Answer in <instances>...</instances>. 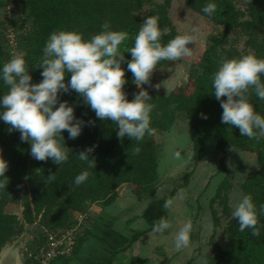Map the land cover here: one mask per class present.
Wrapping results in <instances>:
<instances>
[{
  "label": "trees",
  "instance_id": "trees-1",
  "mask_svg": "<svg viewBox=\"0 0 264 264\" xmlns=\"http://www.w3.org/2000/svg\"><path fill=\"white\" fill-rule=\"evenodd\" d=\"M16 1V0H14ZM23 2L28 16L32 20V28L24 36V53L26 68L32 76L31 83H38L42 79V69L38 65L42 59V49L50 33L66 30L77 31L84 39L100 32L101 24L110 22L112 30L125 31L128 38L120 46L125 61L121 67L125 69L126 83L123 90L127 99L131 100L130 90L133 75L127 70V60L131 53L130 48L135 36L146 16L158 18L161 29H167L162 36V43L176 35H184L176 30L172 24L168 9L172 0L152 2L151 0H20ZM8 0H0V5L7 4ZM184 5L199 15L207 18L215 25L222 26V31L211 35L204 47L197 63L198 70L191 68L188 73L191 89L184 88L171 91L167 94L152 92L149 103L154 105L150 113V126L154 130L166 131L174 124L177 113L184 112L189 128L192 131L191 159L196 162L203 150L207 138H213L215 148L223 151L226 146L253 152L256 156L257 170L247 175L240 189L243 194L250 195L257 208L264 204V137L249 139L241 136L239 129L221 122L223 109L215 98L211 83L213 73L225 59H234L244 56L233 43L229 42L230 33L244 36L245 44L252 54L264 58V0H247L245 8H240L233 0H183ZM208 2H214L216 10L209 16L201 11ZM146 4H150L144 9ZM23 37V35H22ZM20 37V39L22 38ZM23 40V38H22ZM20 45V40H19ZM18 53V54H19ZM10 59L5 49L4 36L0 38V67ZM168 60H161L157 68L164 66ZM71 73L65 76V81ZM264 81V75L261 76ZM8 91V86L0 80V94ZM61 101H67L74 106L77 118L85 122L81 134L75 138L68 137L67 130H63L64 139L58 137L62 147H67L69 160L57 165L51 159H29V142L21 141L20 132L9 131V125L0 121V158L7 161L8 167L4 177H0V252L20 232L25 224L36 223L41 228L38 240L32 241L29 249L39 244L45 233L64 229L75 222V213L84 214L93 202L109 204L117 197V188L128 183L138 199L150 194L157 184V145L152 135H145L142 141H132L128 137L118 138L117 125L111 120H102L95 116V112L87 106L75 91L61 93ZM226 99V97H222ZM249 102L255 111L264 115V100H260L251 92L248 93ZM58 106V105H57ZM206 114L207 119L202 118ZM95 145L90 158H95L96 167L88 168L87 162L78 158V153L86 147ZM140 148L136 154L134 149ZM224 152L220 157L221 168L225 175L218 182L211 204L216 198L222 205L221 215L211 208V233L209 244L211 255L204 264H264V229L259 237H254L249 230L239 231V225L232 216V209L227 205L229 189V172L224 166ZM89 171L88 179L77 186L73 183L74 177L82 170ZM55 173V180L49 181L48 175ZM174 190L170 192L172 197ZM158 203L160 212H163V202ZM11 203H20L21 217L5 211ZM227 218L224 226L226 235L225 244H217L213 238L216 228L220 225V216ZM160 219V218H159ZM158 219V220H159ZM259 223L264 224V215L258 217ZM157 220V221H158ZM83 226V225H82ZM81 226L75 240L72 253L58 259L66 262L75 254L90 233L88 228ZM141 232L133 235V240ZM114 253L103 261L109 263ZM148 258L140 259L133 264H148Z\"/></svg>",
  "mask_w": 264,
  "mask_h": 264
},
{
  "label": "clouds",
  "instance_id": "clouds-1",
  "mask_svg": "<svg viewBox=\"0 0 264 264\" xmlns=\"http://www.w3.org/2000/svg\"><path fill=\"white\" fill-rule=\"evenodd\" d=\"M215 10L214 2L206 3L201 9L209 16ZM101 29L89 39H84L77 31L50 33L42 49V59L36 65L42 69V79L38 83H31L32 76L26 68L22 52L13 54L0 67V80L8 86V91L0 94V121L10 126L9 131H19L21 141L30 143V154L34 159H51L61 166L69 160L68 148L58 142V137L64 139L63 130H67L70 139H75L86 123H93L77 118L74 106L59 99L61 93L70 91L78 93L97 118L113 121L117 125L118 138L128 137L140 142L145 135H152L154 129L150 126V113L154 105L149 103L152 97L143 85L151 84L150 77L159 61L176 62L191 56L189 44L195 41V34L200 31L199 26H193L192 34L176 35L167 43H162L167 29L160 28L157 17L146 16L133 45L126 50L131 53L127 70L140 89L129 100L123 90L126 78L125 69L121 67L126 58L120 51L128 33L112 30L108 21L101 24ZM68 73H71L70 78L65 81ZM262 75L264 58L247 54L223 60L211 77L212 93L223 109L221 122L238 128L240 135L249 139L264 137V115L255 111L248 99L251 90L258 99L264 100ZM151 86L160 87L159 84ZM201 116L207 119L206 114L201 113ZM94 149L95 145H91L78 153L79 160L87 162L88 168L96 167L95 158L89 155ZM134 152L138 154L140 148L136 147ZM173 156L179 158L180 152H174ZM7 167V161L0 158V177H4ZM88 177L89 171L82 170L74 177L73 183L79 186ZM48 180H55V173L49 174ZM3 186L0 184V187ZM173 203L171 198L166 199L163 207L171 209ZM231 214L240 232L247 229L254 237L261 235L264 224L259 223L258 217L264 215V204L257 208L251 196L245 194L232 204ZM169 227L168 220L161 217L153 224L151 233L164 234ZM192 227V221L187 219L178 228L174 237L175 250L189 246Z\"/></svg>",
  "mask_w": 264,
  "mask_h": 264
},
{
  "label": "rangeland",
  "instance_id": "rangeland-1",
  "mask_svg": "<svg viewBox=\"0 0 264 264\" xmlns=\"http://www.w3.org/2000/svg\"><path fill=\"white\" fill-rule=\"evenodd\" d=\"M151 1L161 2L162 0ZM233 1L238 7L245 8L247 0ZM149 6L150 4H146L144 9ZM168 14L177 31L183 34H192L191 28L193 26H199L200 31L195 34V41L189 44L192 50L191 56L183 57L176 62L168 61L164 66L152 72L150 77L151 84L143 85L149 94L152 92L167 94L179 88H184L186 92L189 91L191 89L188 77L189 70L191 68L198 70L197 63L204 47L208 43L209 37L222 31V26L213 24L207 18L189 9L184 5L183 0H174L169 6ZM4 23L11 25L18 34L20 40V45L17 48L18 54L25 48L24 36L28 32L27 30L32 28V20L28 16L22 1L16 0L2 6L0 5V38L4 35ZM229 35V42L233 43L241 53L245 55L252 54L251 49L245 44L246 38L244 36L237 35L234 32ZM156 84L160 85L158 89L151 86ZM138 91L140 89L133 84L130 90L131 99L133 94ZM152 137L157 145V172L159 179L154 186V192L152 194L150 192L144 198L154 202L162 201L174 190L173 196L170 197L174 201L170 211H176L177 208L176 212L185 213V209L188 208V218L192 219L193 223V234H191L190 240L197 241L196 244H193L194 251L190 252L189 261L191 263L188 261V256L184 257L183 255L182 258H186L184 264H204V261L211 255L209 244V235L211 233L210 205L213 206L218 215H221L222 212V205L219 204L218 198L211 204L216 183L218 184L225 175V171L221 168L220 157L224 152L223 163L229 172L230 183L229 189L225 190L227 194L226 202L232 209V204L244 195L240 189V184L247 175L257 170L256 156L253 152L231 146H226L223 151L217 150L213 144V138L209 137L204 149L199 154V159L194 162L191 159L192 131L189 128L184 112L177 113L176 120L169 130H154ZM176 151L180 152L179 158L173 156ZM29 159H34L30 154V144ZM126 189L132 191V186L129 184L128 188L124 187L123 191H126ZM4 209L6 212L14 213L21 217L22 206L20 203L8 204ZM220 217V225L216 228L213 240L217 244L224 246L226 239L224 226L227 218L224 214ZM84 222L83 217L82 224ZM40 230L41 228L36 223L25 224L13 240L5 245L3 249L5 251L4 255H11L18 260L20 259L19 264H23V249L25 247L29 248L32 241L38 240ZM179 256L181 257V255ZM175 260L177 261V258Z\"/></svg>",
  "mask_w": 264,
  "mask_h": 264
},
{
  "label": "crops",
  "instance_id": "crops-1",
  "mask_svg": "<svg viewBox=\"0 0 264 264\" xmlns=\"http://www.w3.org/2000/svg\"><path fill=\"white\" fill-rule=\"evenodd\" d=\"M207 140L208 138L203 144V149ZM213 144L215 145L214 140ZM128 185L123 183L117 188V197L111 203L93 202L89 205L83 214L85 222L82 224V227L90 230L86 240L67 262L58 259L52 264H104L103 261L113 253L112 260L107 264H133L143 258L150 260L148 264H184L186 258H182L183 255L188 256L189 261L196 240H190L189 246L180 251L174 248L176 231L189 219L188 208L183 206L186 212L178 213L177 208L176 211H170L163 207L161 214L158 205L161 200L154 202L144 197L138 199L132 191H123ZM153 192L154 188L151 194ZM161 217L168 220L170 227L164 234L151 233L153 224ZM138 232L141 233L133 240V235ZM191 234L193 230L190 237ZM3 249L0 255H4ZM17 261L20 262V259Z\"/></svg>",
  "mask_w": 264,
  "mask_h": 264
},
{
  "label": "built area",
  "instance_id": "built-area-1",
  "mask_svg": "<svg viewBox=\"0 0 264 264\" xmlns=\"http://www.w3.org/2000/svg\"><path fill=\"white\" fill-rule=\"evenodd\" d=\"M13 1L8 0L9 3ZM3 34L5 49L12 57L13 54H17L18 34L11 25L6 23H4ZM82 219L83 214H77L75 222L69 227L46 232L43 240L33 250L25 247L23 249V264H49L56 258L69 256L73 251L76 236L81 229Z\"/></svg>",
  "mask_w": 264,
  "mask_h": 264
},
{
  "label": "water",
  "instance_id": "water-1",
  "mask_svg": "<svg viewBox=\"0 0 264 264\" xmlns=\"http://www.w3.org/2000/svg\"><path fill=\"white\" fill-rule=\"evenodd\" d=\"M0 264H19V261L11 255H0Z\"/></svg>",
  "mask_w": 264,
  "mask_h": 264
}]
</instances>
